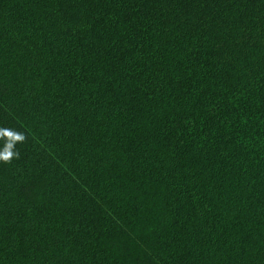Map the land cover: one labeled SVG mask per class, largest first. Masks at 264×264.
<instances>
[{
    "label": "trees",
    "instance_id": "16d2710c",
    "mask_svg": "<svg viewBox=\"0 0 264 264\" xmlns=\"http://www.w3.org/2000/svg\"><path fill=\"white\" fill-rule=\"evenodd\" d=\"M0 264H264V0H0Z\"/></svg>",
    "mask_w": 264,
    "mask_h": 264
}]
</instances>
